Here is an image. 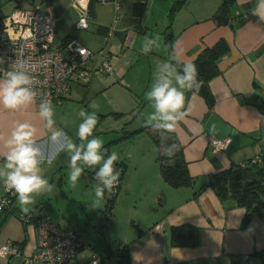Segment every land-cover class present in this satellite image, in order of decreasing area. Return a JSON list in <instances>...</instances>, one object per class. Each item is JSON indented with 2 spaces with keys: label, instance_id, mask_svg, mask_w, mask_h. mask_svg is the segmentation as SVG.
<instances>
[{
  "label": "crops",
  "instance_id": "obj_1",
  "mask_svg": "<svg viewBox=\"0 0 264 264\" xmlns=\"http://www.w3.org/2000/svg\"><path fill=\"white\" fill-rule=\"evenodd\" d=\"M35 2H40L44 12L56 18V40L75 37L94 51L87 61L88 78L78 80L73 77L63 103L53 105L55 127L63 129L77 144L80 143L77 133L60 124L57 113H63L73 105L82 106L84 110V105L94 98L92 94L108 92L115 85L142 90L133 72L144 63L148 69V80H153V73L168 58V33L173 35L172 45L179 42L175 55L187 63L201 48L212 45L221 37L230 44V51L218 63L220 73L209 82L212 105L208 106L197 92H186L185 108L189 114L176 128L188 170L196 177L195 183L178 188L162 183L165 190L161 183H153L149 189L136 194L147 198L146 201L141 199L140 205L131 204L129 200L122 199V195H117L109 212L111 219H106L112 236L106 232L104 239L91 237V242L82 238L86 245L77 253L78 261L86 264L92 251L103 253L106 247L114 249L128 243V264H164L166 261L172 264H264V255H261L264 254V218L255 213L243 225L245 208L233 199L221 200L210 186L196 197L192 196L210 173L264 155V23H258L257 17L250 13L257 0H234L229 24L219 25L213 14L222 0H121L118 9L111 2L92 1L91 11L90 4L84 11L71 0H31L32 4ZM174 6L177 8L170 16ZM157 33L160 34L159 47L153 46V51L144 54L141 51L143 43L148 46L146 39ZM127 37L131 39L130 44H125ZM105 52L113 64V71L107 76L99 70ZM80 85L86 86L84 93L91 91L89 98L81 92ZM40 102L36 99L28 109L20 111L0 106V168L5 162L6 141L17 123L27 122L35 128L34 139L45 155L56 150L57 145L49 139L51 132L39 116ZM210 136L229 137L228 149L213 151ZM68 159V155L61 152L52 164L41 165V175L53 186L56 198L49 196L45 199L42 193V197H35L37 207L30 208V211L34 215L48 214L62 227L72 224L81 232L80 226L71 222L75 221L73 214L69 215L64 210L65 206L73 209L71 204L58 201V197L71 200L70 191L65 190L71 186L63 180L62 172L68 167ZM57 188L64 196L58 193ZM121 188L120 185L118 191ZM124 189L128 192L130 188L124 184ZM136 190L139 192L138 186ZM3 194L4 187L0 181V197ZM76 197L81 199L80 206L85 213L95 210L90 193ZM20 213L24 212L20 210L15 195L12 208L0 211V219L5 217L0 227V245L8 239L18 245L24 241L20 247L22 254L12 257V264H23L24 257L38 249V230L32 222L25 224L19 218ZM124 213L131 219L134 232L131 236L121 237L116 229ZM78 215L80 224L85 217ZM172 225L194 227L195 244L171 246ZM0 264H7L2 256ZM33 264L44 263L35 261ZM103 264L115 262L110 259Z\"/></svg>",
  "mask_w": 264,
  "mask_h": 264
},
{
  "label": "clouds",
  "instance_id": "obj_2",
  "mask_svg": "<svg viewBox=\"0 0 264 264\" xmlns=\"http://www.w3.org/2000/svg\"><path fill=\"white\" fill-rule=\"evenodd\" d=\"M250 13L257 17L258 23H264V0H257ZM159 39L158 35L147 38L148 46L143 43L141 51L144 54L153 51V46L159 47ZM178 44L177 41L172 45V52L153 73V82L145 92V98L153 111L144 118V126L150 128L154 134L158 133L161 142L188 116L189 112L185 108L186 92H198L203 83L198 79L196 65L182 62L175 55ZM2 62L0 59V63ZM33 71L30 62L18 55L9 70L0 73V106L7 110L20 111L35 103L38 93L34 87ZM98 107L92 101L89 104V108L94 109L92 112L81 110L79 113L82 122L78 126L77 136L80 143L77 144L63 129L55 127L51 100H41L39 116L51 132L50 142L57 145L56 150L48 155L36 143V130L30 123L15 125L6 141L7 152L3 168H0V181L6 192L16 196L22 212L30 211L36 196L52 190L53 186L48 179L41 175V165L52 164L61 152L69 157L67 179L72 188L76 187L85 168L94 172L96 204L103 199L105 190L111 192L117 187L121 173L114 165L119 156L115 151L109 153L104 147L103 139L93 135L99 119L95 111ZM160 151L163 155L172 157L179 151V146L175 143L167 144Z\"/></svg>",
  "mask_w": 264,
  "mask_h": 264
},
{
  "label": "built area",
  "instance_id": "obj_3",
  "mask_svg": "<svg viewBox=\"0 0 264 264\" xmlns=\"http://www.w3.org/2000/svg\"><path fill=\"white\" fill-rule=\"evenodd\" d=\"M92 1L111 2L116 9L120 7L121 0H71L84 11ZM56 18L44 12L40 3H33L30 7H14L9 13L0 17V73L7 71L10 65L21 56L33 66L35 90L37 99L51 100L52 105L61 104L63 97L69 92L73 77L86 80L89 76L87 61L94 51L82 44L75 37H66L61 40L55 38ZM113 26L110 28L112 31ZM127 37L125 44H130ZM99 70L105 73L113 71V64L107 52L101 61ZM211 149L215 152L226 151L230 138L209 137ZM260 157L251 158L245 165L259 161ZM118 186V185H117ZM4 187V186H3ZM114 191L116 188L113 189ZM14 195L4 190L0 197V211L11 209ZM19 218L25 224L32 222L38 230V249L29 256H25L23 264H33L42 261L44 264H81L77 253L82 245L81 232L72 224L62 227L48 214L34 215L31 211L20 213ZM22 254L20 246L12 239L0 245V256L6 259L7 264L11 258ZM86 264H102L101 256L91 252ZM116 264H128L127 261H118ZM164 264H172L166 261Z\"/></svg>",
  "mask_w": 264,
  "mask_h": 264
},
{
  "label": "rangeland",
  "instance_id": "obj_4",
  "mask_svg": "<svg viewBox=\"0 0 264 264\" xmlns=\"http://www.w3.org/2000/svg\"><path fill=\"white\" fill-rule=\"evenodd\" d=\"M31 4V0H0V15L7 13L14 6L25 8L30 7ZM43 10H45L44 6ZM157 35L160 37V34L157 33ZM146 67L147 65H144L143 63L142 67H140L138 70H133L134 72L132 71L135 74L136 83L142 87V90L136 87L137 90H139L136 91L133 89L135 87L128 85H115L110 88V91L105 93H102V91H96L95 94H92L94 98H91V101L88 102L87 105H84V110H87L88 112H92L94 110L89 108V104L92 101H95L99 106L97 109H95L99 119L96 128L94 129L93 135L100 138L103 137L104 147L109 150V153L115 151L119 156V160L114 166L120 171V173H123L121 179L119 178V183H121L122 188L116 193V196L120 194L122 195V199L125 201L129 200L131 204L136 203L137 205L141 204V199L142 201H146L147 198L136 194H141V192L144 190L149 189L153 183H163L164 185H167V182H165L159 172V162L157 160L156 146L153 139L145 131L134 132L135 129L144 124V118L153 111L150 103L145 98L144 90L146 89L147 92L153 82L152 78L150 81L148 80V69ZM101 73H103L102 75L106 76L111 75V73ZM80 87L82 93H84V91L87 89L86 86L83 85H80ZM90 92L91 91L84 93L87 98H89L91 94ZM85 103L87 102L85 101ZM81 110L82 106L73 105L67 108L63 113H57L56 117L60 124L66 128H69L68 130H71V132L77 133L78 126L82 122V118L79 115ZM111 110L117 111L119 113L112 114L113 112ZM62 172L63 180L65 183H68V167L64 168ZM93 176L94 172L85 168V171L79 178L76 187L72 188L68 186V189H65L70 191L69 193L71 196H69V198H71V200L58 197L59 202L71 204L73 209L65 206L64 210L69 212V215L73 214L75 221L71 220V222L80 226L82 229L81 237L88 242H91V237L96 239H100L101 237L104 239V234L106 232L107 235L112 236L113 234L109 228V222L106 224L107 217L108 221L111 219L109 212L106 210V202L107 198L112 196L113 190L111 192L105 190L103 199L98 204H96L94 194L96 181L93 179ZM124 184L127 186V188H130L129 190L127 189L128 192H126V189H124ZM163 184L162 187L163 190H165ZM137 186L140 193L136 190ZM57 191L58 193H61L60 189L58 188ZM55 193L56 191L53 188L50 192L43 193V198L48 199L50 196L54 199L56 198ZM89 193L93 198L92 200L94 202L93 204L95 210L91 211L90 213H85V209L80 206L81 199L77 198L76 196H80L81 194L87 196ZM61 195L64 196L62 193ZM40 196L42 197V195H39V197ZM36 204L37 202L35 201V204L31 205L30 208H36ZM50 204L52 205V203H49V205ZM79 213L85 217V221L81 222L80 224L78 223L80 218L78 217ZM97 217L98 221H96ZM54 218L57 217L55 216ZM116 230L117 234H119L121 237L131 236L133 234L134 231L133 227L131 226V219L127 213H124L122 218H120L119 226ZM113 239L115 240V237H113Z\"/></svg>",
  "mask_w": 264,
  "mask_h": 264
},
{
  "label": "trees",
  "instance_id": "obj_5",
  "mask_svg": "<svg viewBox=\"0 0 264 264\" xmlns=\"http://www.w3.org/2000/svg\"><path fill=\"white\" fill-rule=\"evenodd\" d=\"M234 0H222L218 9L213 14V19L216 24H229L230 10ZM89 10L91 11V5ZM137 6V4L135 5ZM177 7H173L170 13L173 14ZM172 33L166 35V42L168 46V56L172 52ZM230 51V44L224 37L219 38L212 45H205L197 53V55L188 63H194L198 70V79L201 80L202 86L197 92L200 94L208 106L213 103V96L211 93L209 82L218 75L221 71L219 66L220 59ZM175 64V61H172ZM179 69V66H177ZM119 112H113L116 114ZM145 131L153 139L156 146L157 160L159 162V172L162 178L171 187L178 188L183 186H192L196 177L192 176L188 170L187 161L183 154V145L181 144L176 130L161 142L158 133H153L148 127L142 124L134 132ZM177 144L179 151L172 157L163 155L160 149H163L167 144ZM249 161V160H248ZM247 162V161H246ZM122 172L120 179L122 177ZM121 183H118L116 190H113L112 196L107 198L106 210L111 212L116 199V193ZM210 186L221 200L233 199L238 205L245 208V214L242 219V224L246 225L253 214H258L264 218V155L261 156L257 162L241 165L234 164L230 167L210 173L204 182L200 184L193 192V197H196L205 187ZM5 221V217L0 219V227ZM76 227V226H75ZM77 228V227H76ZM195 228L191 225H172L170 227V245L182 246L195 244ZM79 250L86 245L84 240ZM24 241L19 246L22 247ZM93 252V251H92ZM96 252V251H94ZM101 256L102 264L108 260L129 261L128 243L118 245L114 249L106 247L103 253L97 252ZM264 255V254H261Z\"/></svg>",
  "mask_w": 264,
  "mask_h": 264
}]
</instances>
